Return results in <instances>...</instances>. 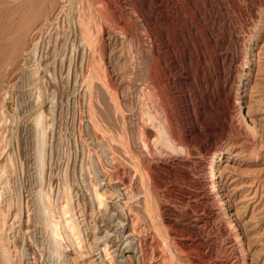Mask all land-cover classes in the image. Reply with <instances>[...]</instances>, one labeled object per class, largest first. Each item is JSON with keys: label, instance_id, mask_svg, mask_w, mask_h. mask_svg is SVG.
Instances as JSON below:
<instances>
[{"label": "rangeland", "instance_id": "374dc122", "mask_svg": "<svg viewBox=\"0 0 264 264\" xmlns=\"http://www.w3.org/2000/svg\"><path fill=\"white\" fill-rule=\"evenodd\" d=\"M6 1H8V3H6ZM6 1H3L6 5L0 3L2 8L6 7V9H2L0 7L3 11L11 14L14 7V10H16V7L17 9L19 8L17 6L19 0H16V2L14 0V3L12 2L13 0ZM9 1L12 3L10 4ZM111 3L118 12L117 18H119L118 20L116 18L115 27H113L115 29L114 31L117 33L115 32L114 34L109 35L107 31L100 27L97 36L98 39L100 38V43H103L104 41L106 42L107 40L106 43H103L105 44L107 51L105 55H103V60L105 61L101 60L103 61L101 64H104V66L102 65L103 71L100 72L103 74L104 70H106V73L104 72L105 75L100 74V77H108L109 74H111L110 76L112 78H103L104 81L101 78L99 79L102 81L100 82L102 84H106V80L108 83H110V80L118 81H116V83L114 81L111 83L119 86H117V90L119 89L117 96L121 108L124 109L126 106L125 104L132 101L130 105H127L125 110H122L125 112L123 114H127L124 115V118L126 126L129 124V126H127L129 127L128 130L130 133L135 132L134 134L132 133L134 138L131 139V148L134 149L133 151H137L138 149L137 152H140L142 147H140V149L137 147L141 146V142L139 143L138 138L135 137L138 135L140 138L143 130L149 127L150 123H146L145 125L143 115L137 112L141 103L139 104L140 100L137 98L139 95H136L138 94V91L135 89L136 87L133 83L134 80L129 86V83H127L126 79L122 77V74L118 70L121 65L125 63V53L127 54L125 55L126 58H130V56L132 58L135 56L134 53L138 55L143 51H137L138 48L141 46L144 48L146 45L143 53L145 51L147 53L141 54L148 57V54L150 56V52L154 51L158 53L159 57H161L158 59L157 63L159 62L162 64L161 66L158 65V70L160 76H162L160 78L162 87L164 86L161 91L165 93L162 92V96H164V98H160L161 102H159V104L161 107L166 104L164 106L165 109L167 111L170 110V113L172 112L171 115L173 116V124L177 129L179 139L188 141L191 151L199 159L198 163L191 162L192 165L178 163L177 161L180 159L181 162H187L188 159L190 160L193 158L180 152H170V155L172 153L170 156L169 154L160 155L158 152L157 154H149V152L146 154L145 152L143 153V150H141L142 152L139 153L141 156H138L140 158L136 157V161L133 157H131L132 159H129V156L123 155L127 159L126 160L124 157L122 158V154L119 158L118 156L120 155V152L118 151V148H113L112 144L115 140H117V138V145L120 144V136L117 135V138L115 137L116 139H113V135L116 134L114 132L117 130L119 131L117 134L121 133L120 128L124 124L121 123L123 122L122 114L120 115V111L118 112L111 109V107L117 105V101L114 102L115 100L111 99L105 91V93L103 92V90H105L104 84L102 85L103 88L97 87L100 80H95L98 81L94 84L96 85L95 87H97V90L95 87L91 88L93 90L95 88L96 92H90L87 90V85L89 84L87 80H85L87 83L79 80L80 77H77V74H75L77 73L76 71H78L77 68H75L77 66V59H79L78 49L76 50L77 52L75 50L74 52L69 51V55L66 56V65L69 63L72 64H69L72 66H70V72L67 71V69H69L68 65L66 67L64 66L63 70L60 71L61 74L57 73L59 77H57V81H62V84L60 82L49 84L48 88L51 89V91L47 89L46 93L49 95L45 93L47 103L44 105L43 109L45 111V115L46 113L47 115L45 119L46 126L44 125L42 133H39V131L37 133V130L40 129H37L35 125H29L25 122L26 118H24L27 114H25V112L30 111L29 106L32 105L33 107H31L35 109L37 100L36 97L39 94V89L37 90V87L34 85V88L33 86H30L32 85V82L30 81V78L27 77L28 74H16L19 78H21L19 79L18 77L15 78L16 75H9L6 68H2V70L6 72L4 74L3 71H0V97L3 95L4 90H9V95L7 98L2 100V97L0 98V101H2L0 103V114L3 115H0V118L4 117V119L0 120V145H2L1 147L3 148L1 149L2 151H0V168H3L0 170V172L3 170L0 173V185L2 184L3 187L2 188L0 186V206L2 208V212H4L6 216L5 229L0 233V264H143L140 249L138 248L140 247L138 246V236L127 235L132 231L130 223L131 220L128 214V209L126 208L127 206L123 200L125 196L123 186H121L123 185L121 180H125L127 176L126 180L131 182L134 189L137 188V190L135 189V192L137 191L136 194L133 192L135 196H132L136 197V199L137 197L140 200L142 199L141 194L145 191L143 186L146 187V185L141 181V174L143 170L139 168L138 171V166L142 164V161L140 160L142 154L147 157H145V162L151 164L150 166L153 168V171L155 170L154 174L160 183V188H158L159 186L154 188L155 195L156 197L157 194L160 196L158 195L157 199H155L157 205L154 203V206L146 209L148 210L147 212L144 210L145 206L142 203L139 204L138 199L136 200L133 198L134 201L132 200L131 205L134 203L132 206L136 208L135 210H139L144 206L143 209L138 212L141 211L140 213L142 215L144 210L146 212H144V215L148 218L146 221L142 220V218L139 225L143 227L145 224L149 225L153 219V221L156 220V223H158L157 225L156 223L154 225H160L159 230L161 231H158L159 235H157L158 233L157 230L155 231V228H142L143 235L148 236L150 243H156L160 239V241H162V237L164 239L167 235H169V238H173L175 236L176 240H187V244L189 242L188 245H192L197 242V244H200L196 247L197 253L195 252V249H191L192 251L190 252L192 256L189 255L190 252L184 256L185 258L189 257L190 259H198L206 254L205 252L208 248L206 244H208L209 241H214L216 242V246L218 245L215 253V255L219 254L217 258L221 256L220 258H227L228 261L232 263L234 255L232 253H234L233 249L236 247V244L233 241L230 242L226 240L228 237L226 235L228 234L225 233L222 228L226 223L232 221L236 226V231L240 232L243 237L245 251L247 253V263L264 264V151L259 158L252 156L250 153L251 144L248 139L246 140V137L244 136L236 137L230 129H227L232 122L237 124L240 123L239 125L245 127L247 129L245 130L248 132H251L250 127L253 126L259 132L261 130L264 132V0H111ZM10 6L13 7L11 8ZM7 9L10 11H7ZM123 11H125L127 15ZM6 12H4V15L2 14V17L0 18V31L3 30V32L0 33V44H2L5 40V38L3 39L4 35H6L4 28L6 30L8 29V19L11 17L10 14H7ZM20 12L21 11L18 10V13H16L15 16L18 17ZM118 14H121V17L118 16ZM13 16L14 15H12V17ZM15 20L17 21V19ZM5 22H7V24ZM100 22H103V20ZM119 22L130 26L134 33H137L138 35L140 33V35L132 37L131 39L129 34H126L125 30L121 28ZM118 28L119 30H117ZM141 28L143 31H139ZM122 34H125L124 37ZM119 36L121 37V41H119ZM115 37L118 41L115 40ZM128 38H130L132 42L135 40L138 44L136 42H130V39ZM150 39L153 40L150 41ZM149 41L150 43H148ZM124 42H128L129 44H125ZM140 42L143 44L141 45ZM108 43L113 46L110 45V47ZM116 44L118 48L114 49V47H117ZM122 44H125V46ZM128 45L129 48L130 46L132 47L130 49L126 48ZM150 45H153V47ZM119 46L122 48L125 47L126 51L129 49L130 53L128 52L129 50L125 52V49L123 48L124 54H118L121 51ZM149 46L153 48V50L151 49L148 51L150 48ZM156 46L159 48L156 49ZM111 48L113 51H116L113 52ZM0 49L2 50V48ZM109 50H111V52H109ZM131 52L133 53V56L130 55ZM74 53L78 55H75ZM141 54L138 56H141ZM110 56L111 58L113 57L112 59L114 60L118 57V63L112 60ZM151 58L152 55L150 56V59ZM108 59L112 61L110 62ZM120 60L121 62H119ZM114 65L116 67L118 66L117 68L119 69H117ZM114 67L117 72L114 70ZM160 67L163 68L161 69ZM107 72L110 73L108 74ZM4 75H6V77ZM60 77L63 79L61 78L60 80ZM67 77H70L69 80L71 82L68 80V84H64V82L66 83ZM120 78L123 79L121 80ZM77 79L78 81H75ZM74 81L75 83H73ZM14 82L17 85L12 84ZM85 83L87 84L86 86ZM100 83L98 86L101 85ZM74 84L76 86H74ZM126 85H128V89H126ZM9 86L11 87L9 88ZM12 86L15 87V89H13ZM29 86L32 89H29ZM51 86L53 88H51ZM84 86L86 88H84ZM75 88L77 89L75 90ZM78 88H80V90ZM100 88H102V90ZM12 90L14 91L13 93ZM127 90L130 91L128 92ZM74 91L76 93H74ZM86 91H89L90 95ZM134 91L137 93L134 94ZM92 93L96 94V100H92L94 97ZM15 94L18 95V97L15 96ZM64 94H68L69 96H65ZM124 94L127 95L124 96ZM103 95H106L107 97ZM29 96L31 98H29ZM120 96L121 98H119ZM48 97L52 99H49ZM81 97H83L84 100H82L83 98L81 99ZM129 97L131 101H129ZM20 98L25 99V101L20 100L24 102H22V105L18 100ZM97 98H99V101ZM132 98H134V101ZM89 99L92 101H89ZM101 99L104 104H102L103 102L101 103ZM240 99V104H242V110L246 117L247 125L241 120L240 113L235 104V102H238ZM123 100L126 103H124ZM15 101L19 103V107L16 106L18 103H15ZM27 101L29 105H27ZM88 102L89 105L90 102H93L91 103L92 106L87 105ZM99 102L104 107H102L101 104L96 106ZM134 102L137 103L135 104ZM162 102L164 103L162 104ZM115 103L116 105H114ZM25 105H27V107ZM80 105L82 107H80ZM107 105H109V109ZM88 107H91L90 109L93 108V112L92 110L91 112L90 110L88 111ZM95 108H99L97 109L98 112L101 108L103 110L101 109L100 113H98ZM110 109L114 111V114L113 111L111 113ZM49 111L53 112L49 113ZM21 112H23V114ZM94 112L97 113L99 119L95 115V118L97 119L93 122L91 120L94 118V114H96ZM134 113H136L135 116ZM89 114H93L91 115L93 117L92 119ZM115 116L116 118L118 116L119 120H117ZM100 117L103 119L107 117L106 120L108 121L105 120V123L110 121L109 125H107V123V126L105 124H99L103 120L102 119L98 122V120L101 119ZM112 117L116 120H113ZM130 118H133L132 120L135 119L136 121L130 120V122L132 121L130 123L128 121ZM120 119L122 121L117 124V121H120ZM96 121L98 123L94 125L96 126L99 124L97 127L98 129L95 126H92V124L96 123ZM111 121H113L115 125L117 124L116 126L120 124L122 125L120 128H118L119 126L114 127V124ZM136 123L138 129L135 126ZM111 124L113 125L112 127H110ZM248 125H250V127H248ZM108 126L112 130H110ZM90 127H93L92 129L94 131ZM113 127L117 130H113ZM106 130L113 132L109 135ZM43 132H45V135ZM136 132H138L137 135ZM36 133L39 140L42 139L41 141L36 138ZM106 134L112 136L111 138L114 141L110 143V141H108L110 137ZM42 136H44V139ZM38 143H40V146L37 145ZM115 145L116 144L114 143V147ZM213 145H217L223 150L222 154L217 157V167L220 174L219 196L212 195L213 197L210 196L206 198V196L203 195L202 182L207 179V176L205 177V172L201 169L200 162L204 160L206 161L210 158L207 153V148ZM108 146L109 148L111 147V150ZM37 151L42 153L38 154ZM115 153H118L117 157ZM173 155L177 156V158ZM38 156H41L42 160ZM159 157H161L160 161L155 159H159ZM152 158L154 160H152ZM142 159H144V157ZM115 160L116 163L118 162L117 168L114 166V163H111ZM128 160H134L135 164L140 160V164L137 166L133 164L134 161L129 162ZM124 161L128 162L127 167L125 165L126 162L125 164L123 163ZM120 164H123L124 166ZM133 165L136 168L133 167L134 169H132ZM169 167H172L170 174L167 170ZM116 169H118V171L120 170V173L118 172V176L120 178H116ZM121 169L123 171H121ZM124 169L127 170L126 173ZM113 171L115 173H113ZM124 173L127 175H123ZM132 175L134 176L133 178ZM130 176L131 178H129ZM175 177H178V179ZM131 179L133 180L131 181ZM171 180H173V182ZM175 181L177 183H175ZM165 182L168 183L166 184ZM94 186H98L100 191L105 190L107 192L108 195H105L107 197H104L103 202L97 201V197L93 192ZM39 189L44 190L43 193H45L46 196L50 195L51 207L53 208V214L56 219L57 217L58 219L60 218V206L58 200L59 192L65 190L66 195L69 198V203L70 200L72 202V204H70L72 206V208L70 207V211H73V213H70H75V219L79 224L77 225L78 227L80 226L79 229L82 230H80V238L77 240L79 244H76V242H73L69 235H66L67 233L64 232L65 229L62 228V231L64 230L63 235L65 249L63 251L65 252H63V256L61 258L58 255L57 243L55 242V239H53L47 222L48 218L47 216H44L48 215L44 209L47 205L46 201H48V199L46 201L44 200L46 197L41 195L42 192ZM40 197H44V199L41 200ZM217 197H222L224 202L223 205L219 203V199ZM187 198L189 200L191 199L188 203L186 201ZM43 212H45V214H43ZM148 212H150V215L153 217L148 216ZM197 216L208 218V222L199 223L201 226L199 233L200 236L196 235V232L190 230L193 227V220ZM149 217H151L152 220H150L151 218ZM172 223H174V225ZM205 224L206 226H204ZM174 226H177L178 228ZM180 226H184V228L182 227L183 229H180ZM177 229H180V231L182 230V232ZM161 232H163L162 235ZM187 232L192 234H188ZM232 232L230 234L233 235L235 231L232 230ZM151 233L155 235H152ZM184 233L185 235H188H186L187 238ZM150 235L153 237V240ZM190 235L192 237L191 239L189 238ZM128 237H131L132 239ZM198 239L200 241H197ZM219 241H221V243ZM224 243H230V246L225 245ZM105 247L107 252L104 251ZM224 248H227L228 251ZM7 251L10 252L9 261L4 258ZM223 253L225 254L221 255ZM154 260L156 259H153L152 261ZM207 263L208 262L205 264ZM208 264L211 263L209 262Z\"/></svg>", "mask_w": 264, "mask_h": 264}, {"label": "bare ground", "instance_id": "6f19581e", "mask_svg": "<svg viewBox=\"0 0 264 264\" xmlns=\"http://www.w3.org/2000/svg\"><path fill=\"white\" fill-rule=\"evenodd\" d=\"M6 0H2L0 1L1 4H5L4 2ZM20 1V0H19ZM18 1V9L16 7V10L15 7L12 9L11 11V14L14 15L12 17V15L6 11H3L2 9L6 7H1V4H0V18L2 17V14L4 12H6L7 14H10L11 17L8 19V24L7 22L3 23L7 26V30L4 28V31L6 32V35H4L3 39L5 38L4 42L2 44H0V48H2L1 52L0 51V71H3L2 68H6V71L8 72L9 75H18V74H28L27 77L30 78V81L32 82V85L30 86H36L37 87V90H38V93L36 91V93L38 94V96L36 97V107L35 109L32 108L33 106L31 105V102H30V105L32 106H29V109L30 111L28 112H25V116L24 118L25 119V122H27L29 125H32V126H36L37 129H40V130H37V133L39 131V133H42V129L44 128V125H45V119H46V115H45V111L43 109L44 105L47 103V97L45 95V93L47 92V89H49V84H53V83H56V82H62V81H57V77H58V74L60 73V71L63 70L64 66H68L66 65V56L69 55L68 52L69 51H72L74 52V50L76 51L78 49V53H79V56L77 59V66L75 68H77L78 71H76L77 73V77H80L79 80L81 81H85L87 80L88 81V85L85 83V86L87 85V90H89L90 92L91 91H95V88L97 90V87H102V82L99 78L100 77V74L101 75H105V71L102 73H100L102 70V65L104 66V64H101V62L103 63V60L105 53L107 51V48L105 46V44L103 43H100L99 42V39H98V34L99 33V29L100 27L103 28V30L107 31V33L109 35H112L114 34L116 31H114L115 29L113 27H115V23H116V18H117V11L115 10L114 6L112 5L111 3V0H22L20 1L19 3ZM79 1V2H78ZM10 2V1H9ZM14 3V0L12 1ZM10 2V4L12 3ZM16 2V0H15ZM6 3H8V1H6ZM174 3V2H173ZM6 5V4H5ZM4 5V6H5ZM15 5V6H16ZM124 5V4H123ZM168 5V4H166ZM9 6V5H7ZM11 8L13 6H10ZM119 7V6H118ZM145 7V6H144ZM151 7V6H150ZM9 8V7H8ZM10 8V9H11ZM149 8V7H148ZM130 9V8H129ZM18 10H20V14L18 17L15 16L16 13H18ZM122 10V9H121ZM174 10V9H173ZM3 11V12H2ZM7 11H10L7 9ZM125 12V11H123ZM150 12V11H149ZM122 13V12H121ZM5 14V15H7ZM123 14V13H122ZM126 14V12H125ZM177 14V13H176ZM4 15V14H3ZM121 15V14H120ZM118 14V16H120ZM127 15V14H126ZM169 15V14H168ZM9 16V15H7ZM125 16V15H124ZM129 16V15H128ZM132 16V15H131ZM121 17V16H120ZM123 17V16H122ZM63 20H62V19ZM101 18V19H100ZM119 18V17H118ZM117 18V20H118ZM6 19V18H5ZM17 19V21L15 20ZM126 19V18H125ZM171 19V18H170ZM3 20V19H2ZM101 20H103V22H100ZM130 20V19H129ZM118 23V22H117ZM162 23V22H161ZM120 26L122 29L125 30V33L126 34H129V36L131 37H136V36H139L140 33L139 31H143L142 28L138 31L139 35L137 33H134L130 26L128 25H125V24H121L119 22ZM136 26V25H135ZM153 26V25H152ZM159 26V25H158ZM117 27V26H116ZM119 27V26H118ZM146 27V26H145ZM101 28V29H102ZM120 28V30H121ZM136 28V27H135ZM159 28V27H158ZM161 29V28H160ZM102 30V31H103ZM119 30V28L117 29ZM146 30V29H145ZM123 31V30H122ZM121 31V32H122ZM136 31V32H137ZM155 31V30H154ZM3 32L0 31V33ZM4 32V33H5ZM119 32V31H118ZM145 32V31H144ZM151 32V31H150ZM117 33V32H116ZM124 33V32H123ZM152 33V32H151ZM3 34V33H2ZM107 34V35H108ZM121 34V33H120ZM119 34V35H120ZM150 34V33H149ZM103 35V34H102ZM125 35V34H124ZM124 35L122 34V36L124 37ZM2 36V35H1ZM128 36V37H129ZM144 36V35H143ZM117 37V36H116ZM115 37V40L118 41V39H116ZM120 37V36H119ZM169 37V36H168ZM140 38V37H139ZM142 38V37H141ZM147 38V37H146ZM150 38V37H148ZM2 39V40H3ZM114 39V38H112ZM121 41V37L119 38ZM124 39V38H123ZM130 39V38H128ZM127 39V40H128ZM130 39V42H132ZM135 39V38H134ZM155 39V38H154ZM1 40V38H0ZM142 40V39H141ZM153 40V39H150V41ZM103 41V40H102ZM108 41H109V38H108ZM143 41V40H142ZM150 41L148 43H150ZM107 42V40H106ZM105 42V43H106ZM111 42V41H110ZM116 42V41H115ZM114 42V43H115ZM134 42H136L134 40ZM132 42V43H134ZM125 43V42H124ZM128 43V42H126ZM125 43V44H126ZM137 43V42H136ZM152 43V42H151ZM169 43V42H168ZM109 46L111 45L110 43H108ZM113 44V43H112ZM125 44L123 46H125ZM129 44V43H128ZM138 44V43H137ZM141 44V42H140ZM143 44V43H142ZM141 44V45H142ZM145 44V43H144ZM2 45V47H1ZM131 45V44H130ZM158 45V44H157ZM113 46V45H111ZM110 46V47H111ZM117 46V44H116ZM146 46V45H145ZM144 46V48H145ZM151 47H153V45H150ZM149 46V47H150ZM120 47V46H119ZM132 46H130L131 48ZM134 47V46H133ZM148 47V48H149ZM149 48L148 51H150L151 49L153 50V48ZM155 47V46H154ZM157 47V46H156ZM109 48V47H108ZM115 48H118L117 47H114ZM121 51L118 53V54H121L123 55L124 54V49H125V52H127L130 48H129V45L126 47V48H129L127 49L126 51V48L125 47H120ZM142 48V46L140 47ZM138 48L137 51H144V48L140 49ZM159 47H157L156 49H158ZM169 48V47H168ZM4 49V50H3ZM112 49V48H111ZM136 49V48H135ZM147 49V48H146ZM119 50V49H117ZM132 50V49H131ZM134 50V49H133ZM113 51V49H112ZM116 51V50H115ZM113 51V52H115ZM140 52L139 54L143 53ZM157 51V50H156ZM159 51V50H158ZM77 52V51H76ZM109 52H111V50H109ZM112 52V53H113ZM130 53V50L128 51ZM134 52V51H133ZM136 52V51H135ZM128 53V55H129ZM145 54L147 53L146 51L144 52ZM143 53V54H144ZM149 53V52H148ZM160 53V52H159ZM75 54V53H74ZM138 54V55H139ZM141 54V56H138L134 53L135 56H133V53L131 52L130 55H132L133 57L130 58H126L125 55H127L125 53L124 55V58L126 59L125 60V63L123 65H121L120 69L117 68L115 65V67L117 69H119L118 71H120V73L122 74V77L124 79H126L127 83H129V86L131 85L130 83H134L135 85V89L138 91V94H136L137 92H135L134 94L136 95H139L137 96V98H139L140 102L139 104L141 103V105H139V110L137 112H139V114L143 115V119H144V123L146 125V123H150L149 127L145 128L142 132V136H140V138L138 137L137 133L139 132H136V135L137 137L135 138H138L139 140V143L141 142V146L137 147L140 149V147H142V149H140V152H142L141 150H143V153L145 152L146 154L149 152V154H157V152L160 154V155H167L169 154L170 152H180L182 154H186V155H189L191 157H193L192 159H188L187 162H181V159L178 160L177 162L178 163H182V164H186V165H192V163H198V157L194 155V153L191 151V148H190V145L188 143V141H183L182 139L180 140L179 137H178V132H177V129L175 128L174 124H173V116L171 115V113L169 111H167L165 109V105H163V107L160 106L159 102H161L160 98L163 99L164 96L163 91H161V89L164 87H162V82L160 81V78L162 76H160V73H159V66L158 65H162L161 63H157L158 59L161 58L159 57L158 53L152 51L150 52V56L152 55V58L150 59V56L148 54V57L146 55H143ZM73 55V54H72ZM75 55H78V54H75ZM115 55V54H113ZM164 55V54H163ZM161 56V55H160ZM166 56V55H165ZM115 57V56H114ZM70 58V57H69ZM111 58V56H110ZM113 58V57H112ZM111 58V59H112ZM117 58L116 57V61L117 62ZM120 58V57H119ZM123 58V57H122ZM123 58V59H124ZM164 58V57H163ZM68 59V58H67ZM72 60H74L73 58H71ZM121 59V58H120ZM69 60V59H68ZM71 60V61H72ZM103 60V61H101ZM110 62L112 60L108 59ZM161 60V59H160ZM163 60V59H162ZM68 62V61H67ZM75 62V61H74ZM121 62V60L119 61ZM124 62V61H123ZM76 63V62H75ZM107 63V62H106ZM115 63V62H114ZM118 63V62H117ZM72 65V64H71ZM69 65V69H67V71L70 70V66ZM107 65V64H105ZM117 65V64H116ZM119 65V66H120ZM72 67V66H71ZM113 67V66H111ZM114 67V68H115ZM68 68V67H67ZM108 68V67H107ZM116 68L114 70H116ZM161 68V67H160ZM163 68V67H162ZM161 68V69H162ZM66 69V68H65ZM105 69V68H104ZM74 70V69H73ZM109 70V69H107ZM112 70V69H110ZM5 71V72H6ZM4 72V71H3ZM4 72V74H5ZM70 72V71H69ZM117 72V70H116ZM161 72V71H160ZM58 73V74H57ZM65 73V72H64ZM63 73V74H64ZM108 74L110 72H107ZM112 73V71H111ZM163 73V72H161ZM1 74V73H0ZM61 74V73H60ZM62 74V75H63ZM67 74V73H66ZM7 75V74H6ZM6 75H4L6 77ZM15 76V78H17L18 76ZM111 74H109L108 77L112 78L110 76ZM116 75V74H115ZM162 75V74H161ZM164 75V74H163ZM180 75V74H179ZM24 76V75H23ZM61 76V75H60ZM64 76V75H63ZM22 77V76H20ZM108 77H102L101 79L103 80V78H108ZM118 77V76H117ZM165 77V76H163ZM13 78V77H12ZM19 78V77H18ZM28 78V80H29ZM59 78V77H58ZM62 77H60V80H61ZM70 78V77H69ZM69 78L67 77L66 78V83L64 82V84H68L67 81L69 80ZM109 78V79H110ZM116 78V77H115ZM122 78V79H123ZM133 78V79H132ZM8 79V78H7ZM14 79V78H13ZM21 79V78H19ZM18 79V80H19ZM63 79V78H62ZM96 79L100 80L99 83L101 85L98 86L97 84V87H95L96 85L95 82L97 83L98 81H95ZM108 79V80H109ZM121 79V78H120ZM121 79V80H122ZM10 80V79H9ZM25 80V79H24ZM27 80V79H26ZM120 80V81H121ZM7 81V80H6ZM75 81H78L75 80ZM75 81L73 83H75ZM104 81V80H103ZM114 81V80H113ZM113 81H109L110 83L107 82L106 80V84H104V89L103 92L105 91L110 97L111 99L115 100L114 102L116 103L114 105L116 106H113L111 107V109H114V111H120V115L122 114V117H123V122H121L122 120L120 119V121H117L116 123L119 124V122L121 123H124L123 125L120 124L118 126H116L114 124L113 121V124H114V127H118L120 128V126L122 125V129L120 128V131L121 133L120 134H117V132L119 133V131L114 128L113 130H115L116 134L113 135V139H116L117 135L120 136V144L117 145L118 143V138L117 140H115V147H114V143L112 144L113 145V148H118V151L120 152V155L118 156V153L116 154V157L118 156L119 158L121 157V154H122V158L124 157L123 155H127L129 156V159H132L131 157L135 158H140L138 156H141L139 155V153L137 151H133L134 149L131 148V139L134 138L133 134L135 132H131L128 130L129 127V124H127L126 126V122H125V116L124 115H127V114H123L125 113L124 111L122 110H125L127 108V105L132 102L130 97H129V101H131L130 103L128 102V104H123L125 106V108H121V106L119 105V100H118V91L119 89L117 90V88L119 87L118 85H114L112 84ZM117 81V80H116ZM116 81H114L116 83ZM166 81V79H165ZM25 82V81H24ZM69 82H71L69 80ZM112 82V83H111ZM118 82V81H117ZM7 83V82H6ZM21 83V82H20ZM72 83V84H73ZM82 83V82H81ZM120 83V82H119ZM118 83V84H119ZM12 84H15L12 83ZM26 84V83H25ZM31 84V83H30ZM62 84V83H61ZM8 85H9V82H8ZM17 85V84H15ZM13 85V86H15ZM28 85V84H27ZM133 85V84H132ZM165 85V84H164ZM13 89H15V87H13ZM19 86V85H18ZM17 86V88H18ZM29 86V89H32L30 88ZM33 86V88H34ZM61 86V85H60ZM74 86H76L74 84ZM84 86V88H86ZM118 86V87H117ZM122 86V85H121ZM128 85H126V89H128L127 87ZM11 86H9L10 88ZM20 87V86H19ZM59 87V86H57ZM79 87V85H78ZM81 87V86H80ZM92 87H95L94 90L91 89ZM125 87V86H124ZM21 88V87H20ZM51 88H53L51 86ZM63 88V86H62ZM67 88V87H66ZM83 88V87H82ZM83 88V89H84ZM89 88V89H88ZM103 88V87H102ZM102 88H100L102 90ZM19 89V88H18ZM58 89V88H56ZM55 89V90H56ZM60 89V88H59ZM71 89V88H70ZM77 88H75L76 90ZM80 90V88H78ZM125 89V88H124ZM130 89V88H129ZM165 89V88H164ZM167 89V88H166ZM11 90V89H10ZM61 90V89H60ZM66 90V89H65ZM72 90V89H71ZM85 90V89H84ZM83 90V91H84ZM99 90V89H98ZM99 90V91H101ZM122 90V89H121ZM131 90V89H130ZM129 90V91H130ZM163 90V89H162ZM21 91V90H20ZM32 91V90H31ZM49 91H51V89H49ZM48 91V92H49ZM64 91V90H63ZM78 91V90H77ZM82 91V92H83ZM89 91H86L88 92V94L90 95ZM128 91V90H127ZM128 91V92H129ZM167 91V90H166ZM14 91L12 90V93ZM34 92V91H33ZM53 92V91H52ZM61 92V91H60ZM71 92V91H70ZM69 92V93H70ZM82 92H81V95H82ZM96 92V91H95ZM93 92V93H95ZM104 92V93H105ZM163 92V93H162ZM17 93V92H16ZM19 93V92H18ZM34 93V94H36ZM55 93V92H54ZM74 93H76L74 91ZM80 93V92H79ZM78 93V95H79ZM85 93V92H84ZM83 93V94H84ZM93 97L92 100H96V94H93ZM122 93V92H121ZM120 93V94H121ZM125 93V92H124ZM130 93H133V92H130ZM11 94V93H10ZM23 94V93H22ZM30 94V93H29ZM36 94V95H37ZM48 94V93H46ZM72 94V93H71ZM106 94V95H107ZM1 95V94H0ZM9 95V90H4L3 92V95L0 97L1 100L2 99H5L7 98V96ZM49 95V94H48ZM65 95V94H64ZM68 95V94H67ZM65 95V96H67ZM88 95V97H89ZM100 95V94H99ZM106 95H103V96H106ZM127 95V94H126ZM124 94V96H126ZM129 95V94H128ZM133 95V94H132ZM15 96L18 97V95L15 94ZM21 96V95H20ZM31 96V95H30ZM29 96V98H31ZM33 96V94H32ZM69 96V95H68ZM80 96V95H79ZM101 96V95H100ZM102 96V97H103ZM12 97V96H11ZM50 97V96H49ZM48 97V98H49ZM85 97V96H84ZM98 97V96H97ZM100 97V98H102ZM107 97V96H106ZM134 97V96H132ZM163 97V98H162ZM166 97V96H165ZM25 98V97H24ZM34 98V97H33ZM83 97H81L82 99ZM87 98V97H86ZM90 98V97H89ZM121 98V96L119 97ZM136 98V96H135ZM26 99V98H25ZM25 99H18L19 101L20 100H24ZM35 99V98H34ZM33 99V100H34ZM49 99H52V98H49ZM79 99V98H78ZM77 99V101H78ZM110 99V98H109ZM108 99V100H109ZM126 99V98H125ZM134 98H132L133 100ZM166 99V98H165ZM164 99V100H165ZM169 99V98H168ZM13 100H16V99H13ZM32 100V99H31ZM84 100V98L82 99ZM91 99H89L90 101ZM91 100V101H92ZM97 100L99 101V98H97ZM127 100V99H126ZM137 100V99H136ZM163 100V101H164ZM9 101V100H8ZM88 101V100H87ZM107 101V100H106ZM111 101V100H110ZM121 101V100H120ZM134 101V100H133ZM240 101L241 99L238 101V102H235L236 104V107L238 108V111L240 113V116H241V120L244 121V123H246L247 125V121H246V117L245 115L243 114V110H242V104H240ZM2 101H0L1 103ZM22 102L23 101H20V104L22 105ZM34 102V101H33ZM53 102V101H52ZM82 102V101H81ZM84 102V101H83ZM102 99H101V103H102ZM113 102V101H111ZM124 102V100H123ZM4 103V102H3ZM15 103H18L15 101ZM24 103V102H23ZM51 103V102H50ZM91 103L93 102H90V105ZM98 103V102H96ZM99 102V104H96V106L100 105L101 104ZM107 103V102H106ZM126 103V102H124ZM135 103V102H134ZM137 103V102H136ZM135 103V104H136ZM164 102H162L163 104ZM166 103V102H165ZM34 104V103H33ZM104 104V102L102 103ZM101 104L102 107H104L103 105ZM109 104V103H107ZM1 105V104H0ZM5 105V104H4ZM19 103L16 105L18 106ZM27 105H29L28 101H27ZM27 105H25L27 107ZM89 105V102L88 104ZM89 105V106H90ZM106 105V104H105ZM111 105V104H110ZM122 105V106H123ZM132 105V104H131ZM169 105V104H168ZM167 105V106H168ZM24 106V107H25ZM84 106V105H83ZM92 106V105H91ZM112 106V105H111ZM3 107V105H2ZM19 107V106H18ZM80 107H82L80 105ZM108 109H109V105H107ZM132 107V106H131ZM52 108V107H50ZM88 111L93 109H90L91 107H88ZM100 108V107H99ZM97 108V109H99ZM136 108V107H134ZM169 108V107H168ZM27 109V108H26ZM33 109V110H32ZM53 109V108H52ZM55 109V108H54ZM82 109V108H81ZM87 109V108H86ZM96 109V108H95ZM96 109V112H98ZM102 109V108H101ZM100 109V111H101ZM110 109V110H111ZM49 110V109H48ZM51 110V109H50ZM103 110V109H102ZM7 111V110H6ZM55 111V110H53ZM53 111H49L50 112H53ZM83 111V110H81ZM87 111V110H86ZM95 111V110H94ZM100 111L98 113H100ZM113 110H111V113H112ZM114 111H113V114H114ZM131 111V110H130ZM1 112V110H0ZM3 112V111H2ZM93 112V110H92ZM94 112V113H96ZM105 112V110H104ZM122 112V113H121ZM127 112V111H126ZM23 114V112H21ZM128 113V112H127ZM131 113V112H130ZM133 113V112H132ZM86 114V113H85ZM88 114V113H87ZM136 113H134V116H135ZM1 115V114H0ZM93 115V114H91ZM90 114L89 116L91 117V121L94 122V120H96L99 116L96 114H94V116L92 117ZM95 115L97 116V118H95ZM129 115V114H128ZM3 116V115H1ZM88 116V115H87ZM86 116V117H87ZM102 116V115H101ZM105 116V115H103ZM112 116V115H111ZM114 116V115H113ZM130 116V115H129ZM137 116V115H136ZM50 117V116H49ZM121 117V118H122ZM133 117V116H132ZM139 117V115H138ZM137 117V118H138ZM48 118V117H47ZM82 118V117H81ZM88 118V117H87ZM101 118V117H100ZM105 118V117H104ZM107 118V117H106ZM105 119L101 118L100 120H98V122H100L102 119V122L99 123V124H105ZM116 118V116H115ZM142 118V117H140ZM4 119L3 118H0V120ZM90 119V118H88ZM99 119V118H98ZM113 119V117H112ZM117 120L118 119V116L116 118ZM116 119H113V120H116ZM133 119V118H132ZM131 118L128 120L130 122V120H132ZM139 119V118H138ZM127 120V119H126ZM146 120V121H145ZM108 121V120H106ZM132 121H136L135 119L132 120ZM131 121V122H132ZM5 122V121H3ZM96 121V123H93L92 126L94 127L95 125L94 124H97L98 123ZM130 122V123H131ZM48 123V122H47ZM80 123V122H79ZM110 121L107 123V125H109ZM25 124V123H24ZM98 124V125H99ZM135 124V123H134ZM132 124V125H134ZM139 124V122H138ZM143 124V123H142ZM240 123H232L231 122V125H229L227 127V129L234 134V136L236 137H239V136H244L246 137V140L248 139V141L250 142L251 144V147H250V153L252 156L256 157V158H259V156L263 153L264 151V132L261 130L260 132L253 126V127H250V125H248V127H250L251 129V132H248L246 131L247 129L245 127H242L241 125H239ZM90 125V123H89ZM98 125H96L95 127L97 128ZM106 125V126H107ZM1 126V124H0ZM46 126V125H45ZM104 126V125H103ZM113 125L111 124L110 127H112ZM136 128H137V123H136ZM140 126V124H139ZM241 126V127H240ZM4 127V126H3ZM34 127V128H36ZM40 127V128H38ZM88 127V126H87ZM92 127V128H93ZM110 127L108 126V128L110 129ZM145 127V126H144ZM91 128V127H90ZM91 128V129H92ZM95 128V129H96ZM103 128V127H102ZM132 128V126H131ZM135 128V129H136ZM3 129V128H2ZM88 129V128H87ZM98 129V128H97ZM138 129V128H137ZM140 129V128H139ZM246 129V130H245ZM32 130V129H31ZM90 130V129H89ZM93 130V129H92ZM112 130V129H110ZM109 130V131H110ZM1 131V129H0ZM4 131V130H3ZM2 131V132H3ZM36 131V130H35ZM41 131V132H40ZM81 131V130H80ZM94 131V130H93ZM108 132L109 135H111V133L113 131H109L106 130ZM46 132V131H45ZM43 132V134L45 133ZM85 132V131H84ZM37 133H36V136H37ZM91 133V132H90ZM133 133V134H132ZM35 134V133H34ZM95 134V133H94ZM93 134V135H94ZM97 134V133H96ZM103 134V133H102ZM105 134V133H104ZM108 134H106L107 136H109ZM0 135H1V132H0ZM40 135V134H39ZM45 135V134H44ZM82 135V134H81ZM92 135V133H91ZM98 135V134H97ZM35 136V135H34ZM33 137V136H32ZM43 139H44V136H42ZM110 138L112 136H109ZM116 137V138H115ZM38 138V136L36 137ZM84 138V137H83ZM96 138V137H95ZM108 141H110V143L114 140H112V138ZM41 139V138H40ZM244 139V138H243ZM39 140V138H38ZM42 140V139H41ZM39 140V141H41ZM137 140V141H138ZM4 141V140H3ZM38 141V142H39ZM45 141V140H44ZM117 141V142H116ZM135 141V140H134ZM214 141V140H213ZM246 141V142H248ZM32 142V141H31ZM33 143V142H32ZM87 143V142H86ZM109 143V144H110ZM40 143H38L37 145H39ZM134 145V144H133ZM2 145H0V151H2L1 149H3L1 147ZM120 146V147H118ZM137 146V145H136ZM6 147V146H5ZM106 147V146H105ZM40 148V147H39ZM42 148V147H41ZM109 148V146H108ZM112 148V149H113ZM111 150V147L109 148ZM108 149V150H109ZM34 150V149H33ZM115 151V150H113ZM112 151V153H113ZM32 152V151H31ZM38 152V151H37ZM110 152V151H109ZM223 150L221 147L217 146V145H213L211 147H208L207 148V153L209 154V159L208 160H204V161H201L200 162V166H201V169L205 172V177L207 176V179L202 182V188H203V195L207 197H210L212 195L214 196H219L218 192H219V185H220V174H219V169L217 167V157L220 156V154H222ZM40 152H38L39 154ZM42 153V152H41ZM40 153V154H41ZM138 153V154H137ZM179 153V154H180ZM36 154V152H35ZM137 154V155H136ZM178 154V155H179ZM170 155V154H169ZM172 155V153H171ZM170 155V156H171ZM176 155V153H175ZM110 156V155H109ZM113 156H114V153H113ZM150 156V155H149ZM159 156V155H158ZM174 156V155H173ZM39 157V156H38ZM44 157V156H43ZM111 157V156H110ZM144 157V159H142ZM145 157L146 155L142 154V157H141V161H142V164L139 163V161L135 164V161L133 162L132 160L129 161V162H133L134 165H139L138 166V171H139V168H141L142 171V174H141V181L146 185L143 186L145 188V191L144 193H142V199H138V202L139 204L142 203L144 206H145V209L146 210L147 208L151 207V206H154L153 204L155 202V199H157L158 195L157 194V197L155 195V189L154 188H157L160 183L158 181V178L156 177V175L154 174V171H153V168L150 166L151 164H149L148 162H145ZM177 158V156H174ZM172 157V158H174ZM182 157V156H180ZM41 158V156L39 157ZM38 158V159H39ZM115 158V157H114ZM121 158V159H122ZM125 158V157H124ZM136 158V159H137ZM147 158V157H146ZM154 158V157H153ZM152 158V160H154ZM160 158L157 159L155 158L156 160H159L160 161ZM167 158V157H166ZM171 158V157H170ZM179 158V157H178ZM111 159V158H109ZM116 159V158H115ZM126 159V158H125ZM163 159V158H162ZM187 159V158H186ZM40 160V159H39ZM42 160V158H41ZM117 160V159H116ZM116 160L111 162V163H114V166L117 168V165H118V162L116 163ZM124 160V159H123ZM127 160V159H126ZM148 160V159H147ZM150 160V159H149ZM168 160V159H167ZM166 160V161H167ZM119 161V160H118ZM121 161V160H120ZM173 161V160H172ZM184 161V160H183ZM126 161H124L123 163L125 164ZM175 162V161H174ZM192 162V163H191ZM5 163V162H4ZM41 163V162H40ZM121 163V162H120ZM171 163V162H170ZM1 164V163H0ZM6 164V163H5ZM43 164V163H42ZM127 164L128 162H126V167H127ZM132 164V163H131ZM172 164V163H171ZM181 164V165H182ZM112 165V164H111ZM120 165H123V164H120ZM119 165V166H120ZM130 165V164H129ZM134 165L132 166V169L136 168L134 167ZM124 166V165H123ZM122 166V167H123ZM154 166V165H153ZM167 166V165H166ZM177 166V165H176ZM194 166V165H193ZM1 167V166H0ZM3 167V166H2ZM5 167V166H4ZM39 167V166H38ZM114 167V168H115ZM130 167V166H129ZM134 167V168H133ZM191 167V166H190ZM7 168V167H6ZM155 168V167H154ZM164 168V166H163ZM177 168V167H175ZM186 168V167H185ZM3 169V168H0V170ZM5 169V168H4ZM113 169V168H112ZM129 169V168H128ZM111 170V169H110ZM125 170V173L127 172L126 169ZM167 170L169 171V174L171 173V170H172V167H169L167 168ZM184 170V169H183ZM186 170V169H185ZM3 171V170H2ZM1 171V172H2ZM116 173L113 171V173H115L116 175V178H120L118 176V169L115 170ZM121 171H123L121 169ZM162 171V170H161ZM166 171V170H165ZM0 172V173H1ZM130 172V171H128ZM185 172V171H184ZM11 173V172H10ZM43 173V171H42ZM120 173V172H119ZM123 173V172H122ZM123 174V175H127V174ZM133 173V172H131ZM156 173V172H155ZM173 173V172H172ZM180 173V172H179ZM188 173V172H187ZM177 174V173H176ZM181 174V173H180ZM179 174V175H180ZM111 175H112V172H111ZM110 175V176H111ZM120 175V174H119ZM168 175V174H167ZM3 176V175H2ZM129 176V175H128ZM137 176V175H136ZM170 176V175H169ZM178 176V175H177ZM185 176V175H184ZM134 176L132 175V178ZM139 177V176H138ZM159 177V176H158ZM172 177V176H171ZM1 178V177H0ZM109 178V177H108ZM131 178V176L129 177ZM140 178V177H139ZM178 179V177H175ZM126 179H127V176H126ZM125 179V180H126ZM171 179H174V178H171ZM118 180V179H117ZM121 180L122 181V184L121 186H123V190H124V203L125 205L127 206L126 208L128 209V214H129V217H130V220H131V233L129 232L127 235H137L138 237V247L140 249V255H141V258H142V262L143 264H205L206 262H210L211 264H249L247 263L246 261V251H245V246H244V242H243V237L241 236V233L236 231V226L235 224L231 221V222H228L226 223L222 228H223V231H225V233H227L228 236L227 237V241H230V242H234L236 244V247H234V254L233 255V262L230 263L228 261L227 258H217V256L219 255H215L216 251H217V247L218 245L216 246V242L214 241H209L207 245V250H206V254L201 256L200 258L198 259H190L187 255L188 258H185V254H188L190 251H192L191 249H195V252H196V247L199 246L200 244L197 242L194 243V244H187V240H184V241H180V240H176L175 236L173 238H169V235H165L166 237H162V241L158 240L156 243H150L149 242V239H148V236L147 235H143L142 233V228H146L147 229H151L152 228H155V231L157 230V233L158 231H161L159 230L160 229V225L159 226H156L158 223H156L157 221H153L150 215V212L148 216H151L149 218H151L150 220H152L151 223H149V225L145 224V226H141L139 225L141 219L146 221L147 218L146 216L144 215L148 210H146V212L143 210V213L141 215V211L138 212L139 210H142L143 207L139 210H135L136 208H134L132 205H131V202L134 199H136V197H133L135 196L133 194V192H135V189L137 190V188L134 189L133 185L131 184V182L129 183L128 180ZM133 179H131L132 181ZM137 180V179H136ZM161 180V179H160ZM168 180V179H167ZM187 180V179H186ZM115 181V180H114ZM163 181V180H162ZM173 182V180H171ZM177 181V180H176ZM175 181V183H177ZM1 182V181H0ZM134 182V181H133ZM138 182V181H137ZM140 182V181H139ZM8 183V182H7ZM166 183V182H165ZM168 183V182H167ZM166 183V184H167ZM182 183V182H181ZM165 185V184H164ZM169 185V184H168ZM2 187V184L0 185ZM43 186V185H42ZM41 186V187H42ZM136 187V186H135ZM141 187V186H139ZM142 187V188H143ZM3 188V187H2ZM143 188V190H144ZM160 188V186L158 187ZM42 189V188H41ZM120 189V188H119ZM140 189V188H139ZM138 189V190H139ZM162 189V188H161ZM201 189V188H200ZM40 190V189H39ZM67 190V189H66ZM167 190V189H166ZM176 190V189H175ZM196 190V189H195ZM42 193L44 190H40ZM118 191V190H117ZM93 192L94 194L96 195L97 197V201L99 202H103L104 201V197H107L105 195H108L107 192L104 190V191H100V188L98 186H94L93 187ZM137 192V191H136ZM135 192V194H136ZM166 192V191H165ZM41 195L45 196L46 199H44L45 201L48 199V201H46L47 205L46 207L44 208L45 210H42V211H45L47 212L46 214L48 215H44V216H47L48 220V225L50 227V231L52 233V236H53V239H55V242L57 243V252H58V255L59 257L61 258L63 256V250L64 249V235H63V231H62V228L65 229L64 232H66L67 234L66 235H69L70 238H72L73 242H76V244H79V242L77 241L79 238H80V232L82 231L80 228V226L78 227V222L76 221L75 219V213L74 214H71L70 212L73 213V211H70V207L72 208V206L70 204H72L71 200H70V203H69V198L68 196L66 195V191L65 190H62L59 192V196H58V200H59V216L60 218L57 219L55 218V215L53 214V208L51 207V200H50V195H47L45 193H43ZM123 193V192H122ZM141 193V192H140ZM139 193V194H140ZM171 193V192H169ZM0 194H1V190H0ZM45 194V195H44ZM118 194V193H117ZM36 195V194H35ZM133 195V196H132ZM138 195V193H137ZM40 196V195H39ZM160 196V195H159ZM184 196V195H183ZM213 197V196H212ZM117 198V197H116ZM120 198V197H119ZM218 198V197H217ZM110 199V198H109ZM136 199V200H137ZM219 199V203L221 205H223V200H222V197L218 198ZM191 200V199H190ZM188 198H187V203L188 201H190ZM106 201V200H105ZM134 201V200H133ZM137 202V201H136ZM174 202V201H173ZM6 203V202H5ZM39 203V202H38ZM186 203V202H185ZM194 203V202H193ZM99 204V203H98ZM102 204V203H101ZM192 204V203H191ZM195 204V203H194ZM11 205V204H10ZM35 205V204H34ZM45 205V204H44ZM43 205V207H44ZM124 205V206H125ZM157 205V204H156ZM189 205V204H188ZM204 205V204H203ZM39 206V205H38ZM184 206V205H183ZM199 206V204H198ZM206 206V205H205ZM11 207V206H10ZM34 207V206H33ZM42 207V208H43ZM141 207V206H140ZM186 207V206H185ZM139 208V207H138ZM198 208V207H197ZM179 209V208H178ZM72 210V209H71ZM20 211V210H19ZM156 211V210H155ZM154 211V212H155ZM203 211V210H202ZM38 212V211H37ZM45 212H43V214H45ZM145 212V213H144ZM6 213V212H5ZM70 213V214H69ZM20 214V212H19ZM18 214V215H19ZM22 214V213H21ZM186 214V213H185ZM188 214V213H187ZM19 217V216H18ZM42 217V216H41ZM13 218V217H12ZM44 218V217H43ZM191 218V217H190ZM195 218V217H194ZM193 218V219H194ZM41 219V218H40ZM81 219V218H80ZM158 219V217H157ZM46 220V219H45ZM149 220V221H150ZM159 220V219H158ZM31 221V220H30ZM39 221V220H38ZM84 221V220H83ZM160 221V220H159ZM177 221V220H176ZM191 221V220H190ZM189 221V222H190ZM148 222V221H147ZM164 222V221H163ZM175 222V221H174ZM183 222V221H182ZM186 222V221H185ZM184 222V223H185ZM202 222V223H206L208 222V218L207 217H202V216H197L194 220H193V227L190 229L191 231H194L196 232V235H199L200 233V225L199 223ZM210 222V221H209ZM156 223V225H154ZM171 223V222H170ZM188 223V222H187ZM191 223V222H190ZM78 224V225H77ZM167 224V223H166ZM165 224V225H166ZM174 225V223H172ZM151 225V226H150ZM5 226H6V216L4 214V212H2V208L0 206V233L5 229ZM169 226V225H168ZM185 226V225H184ZM184 226H182L184 228ZM187 226V225H186ZM206 226V224L204 225ZM203 226V227H204ZM48 227V228H49ZM174 227H177V226H174ZM173 227V228H174ZM181 227V226H180ZM179 227V228H180ZM180 228V229H183V228ZM46 228V227H45ZM122 228V227H121ZM144 228V229H145ZM178 228V227H177ZM205 228V227H204ZM146 229V230H147ZM164 229V228H162ZM180 229H177L180 231ZM189 229V228H188ZM27 230V229H26ZM81 230V231H80ZM232 230L235 231V233L232 235L230 234L232 232ZM154 231V230H153ZM164 231V230H163ZM202 231V230H201ZM222 231V230H221ZM128 232V231H127ZM182 232V230L180 231ZM184 232V231H183ZM155 233V232H154ZM163 232H161V235H162ZM165 233H166V230H165ZM164 233V234H165ZM179 233V232H178ZM188 233V232H187ZM204 233V232H203ZM217 233V232H215ZM233 233V232H232ZM152 234V233H151ZM156 234V233H155ZM155 234H152V235H155ZM171 234V233H170ZM177 234V233H176ZM183 234V233H182ZM188 234H192V233H188ZM195 234V233H193ZM51 235V234H50ZM149 235V233H148ZM159 235V233L157 234ZM185 235V233H184ZM187 235V234H186ZM185 235V237L187 238V236ZM212 235V234H211ZM151 236V235H150ZM173 236V235H171ZM200 236V235H199ZM225 236V237H226ZM66 237V236H65ZM152 237V236H151ZM160 237V236H159ZM179 237V236H178ZM207 237V236H206ZM220 237V236H219ZM218 237V238H219ZM67 238V237H66ZM69 238V239H70ZM83 238V237H82ZM128 238H131V237H128ZM150 238V237H149ZM182 238V237H181ZM180 238V239H181ZM190 239L192 238L191 235L189 237ZM197 238V237H196ZM209 238V237H208ZM221 238V237H220ZM224 238V236H223ZM222 238V239H223ZM132 239V238H131ZM130 239V240H131ZM133 239H136V238H133ZM217 239V238H216ZM125 240V239H124ZM129 240V239H128ZM152 240H153V237H152ZM157 240V239H155ZM220 240V239H219ZM81 241V240H80ZM83 241V240H82ZM134 241V240H133ZM132 241V242H133ZM151 241V240H150ZM197 241H200L199 239ZM54 242V243H55ZM128 242V241H127ZM136 242V241H135ZM191 242V240H190ZM207 242V241H206ZM221 243V241H219ZM226 242V241H224ZM126 243V242H125ZM137 243V242H136ZM201 243V242H200ZM76 244H73V245H76ZM205 244V243H204ZM225 244V243H224ZM230 244V243H229ZM229 244H225V245H229ZM109 245V244H108ZM251 245V244H250ZM249 245V246H250ZM53 246V245H52ZM79 246V245H77ZM84 246V245H83ZM105 246V245H104ZM134 246V245H133ZM187 246H191V247H187ZM230 246V245H229ZM234 246V245H233ZM248 246V247H249ZM80 247V246H79ZM150 247H151V250H150ZM225 247V246H223ZM55 248V246H54ZM74 248H77V247H74ZM201 249V248H200ZM223 249V248H222ZM227 250V248H224ZM76 250V249H75ZM104 250V248H103ZM111 250V249H110ZM109 250V252H110ZM6 251V250H5ZM107 252V249L105 247V250ZM128 251H131V250H128ZM203 251V250H201ZM200 251V252H201ZM225 251V250H224ZM228 251V250H227ZM222 252V251H221ZM220 252V253H221ZM67 253V252H66ZM197 253V252H196ZM226 253V252H225ZM225 253L221 254V255H224ZM228 253V252H227ZM6 256H4V258L9 261L10 260V252L7 251V253H5ZM80 254V253H79ZM87 254V253H86ZM199 254V253H198ZM203 254V253H202ZM230 254V253H229ZM230 254V255H232ZM83 255V254H82ZM190 256H192L191 252L189 254ZM57 256V255H56ZM81 256V255H79ZM78 256V257H79ZM199 256V255H197ZM228 256V254H227ZM84 257V255H83ZM131 257V256H130ZM196 257V256H195ZM226 257V256H225ZM231 257V256H230ZM193 258V257H192ZM94 259V258H93ZM153 259H156L154 261H152ZM231 259V258H229ZM66 260V259H65ZM156 261V262H155ZM72 262V261H71ZM10 263V262H9ZM83 263V262H82ZM90 263V262H88ZM133 263V262H132ZM207 263V264H208Z\"/></svg>", "mask_w": 264, "mask_h": 264}]
</instances>
